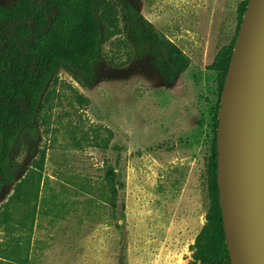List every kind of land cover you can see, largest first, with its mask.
<instances>
[{
	"label": "rangeland",
	"instance_id": "rangeland-1",
	"mask_svg": "<svg viewBox=\"0 0 264 264\" xmlns=\"http://www.w3.org/2000/svg\"><path fill=\"white\" fill-rule=\"evenodd\" d=\"M107 1L137 9L190 66L166 85L148 56L138 58L120 22L102 42L93 80L59 67L42 97L35 134L23 133L13 144L16 181L33 178L25 201L10 204L8 221L0 209L6 249L0 264L199 263L194 245L211 204L223 95L211 67L224 47L237 43L246 0ZM97 17L104 36L98 7ZM41 152L40 169L34 162ZM109 166L124 185L117 208L104 196Z\"/></svg>",
	"mask_w": 264,
	"mask_h": 264
},
{
	"label": "trees",
	"instance_id": "trees-1",
	"mask_svg": "<svg viewBox=\"0 0 264 264\" xmlns=\"http://www.w3.org/2000/svg\"><path fill=\"white\" fill-rule=\"evenodd\" d=\"M249 1L242 4L241 18ZM97 7L104 23V36ZM120 22L134 38L138 58L148 56L166 85L175 84L189 68L190 59L130 4L123 9L107 0H17L9 8L0 5V203L14 185V193L0 208L5 221L11 217L10 204L25 201V191L33 178L29 173L16 181V169L10 167L13 144L23 133L35 134L42 97L60 66L94 79L102 42L108 40L109 32L117 29ZM235 46L236 41L224 47L211 67L220 75L221 91ZM218 128L219 121L210 166V209L194 245L195 257L201 264H232L219 201ZM45 157V152H41L34 164L41 169ZM119 176L117 169L109 166L104 196L113 208H117L120 189L124 188ZM5 251L0 245V254ZM27 262L25 259L18 264Z\"/></svg>",
	"mask_w": 264,
	"mask_h": 264
},
{
	"label": "water",
	"instance_id": "water-1",
	"mask_svg": "<svg viewBox=\"0 0 264 264\" xmlns=\"http://www.w3.org/2000/svg\"><path fill=\"white\" fill-rule=\"evenodd\" d=\"M218 119L219 200L230 259L264 264V0L247 6Z\"/></svg>",
	"mask_w": 264,
	"mask_h": 264
}]
</instances>
